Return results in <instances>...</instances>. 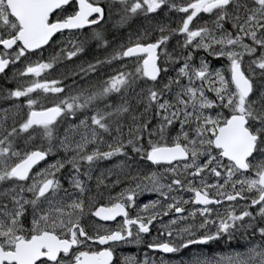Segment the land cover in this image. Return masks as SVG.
<instances>
[{"label": "snow or ice", "instance_id": "snow-or-ice-1", "mask_svg": "<svg viewBox=\"0 0 264 264\" xmlns=\"http://www.w3.org/2000/svg\"><path fill=\"white\" fill-rule=\"evenodd\" d=\"M106 14L126 41L110 44ZM93 42L102 59L52 77ZM9 66L0 264H110L153 227L151 260L130 264H264V0H0ZM237 237L214 258L164 255Z\"/></svg>", "mask_w": 264, "mask_h": 264}, {"label": "rangeland", "instance_id": "rangeland-1", "mask_svg": "<svg viewBox=\"0 0 264 264\" xmlns=\"http://www.w3.org/2000/svg\"><path fill=\"white\" fill-rule=\"evenodd\" d=\"M163 15V14H161ZM141 23H143L142 19H137L136 21H133L132 22V26L133 27H137L139 26ZM127 35H128V29L126 30V32L118 37L116 40H114L113 42V38L111 39L110 43L111 45H116V44H119L122 40L123 41H126L127 39ZM60 40V35L58 37H56L53 42L51 43V47L48 46L47 48V51L44 53L45 56L48 55L49 52H51L53 50V48L55 47H60L59 44H57L56 42ZM174 43V42H173ZM171 45H169V50L171 51ZM110 51V50H109ZM200 53H197V55H199ZM206 56V54H205ZM206 59L209 61V63L211 64L212 67H221L222 64L226 63L225 61H222V60H218V59H213L212 57H207L206 56ZM82 61H86V60H82V59H77V58H73V64L69 65L67 62H64V66L61 67V65H56L54 67V69L52 70H49V72L51 73L52 77H55L57 74H61V73H66L67 72V68L68 67H72L73 69H75V65L76 64H80ZM121 63V61H113V64H112V67L114 68H119V64ZM104 69H101L99 68L100 71L102 72H105L107 73L108 71H110V68L107 64L103 65L102 66ZM134 67V63L133 62H130L128 63L127 65V68H133ZM9 74L12 76V66H9ZM226 71V69H225ZM80 75V74H79ZM83 75V74H81ZM93 76V79H95V74L92 75ZM9 81H7V83L9 82H12L14 84V86L16 85V82L15 80H12L11 78L8 79ZM87 80V78H86ZM81 84V83H79ZM6 89L5 85L2 84V80L0 79V96L3 95V91ZM23 98H21L22 100ZM11 103V101L9 100H4V99H0V109H4V108H7L9 106V104ZM49 159H54V157H49ZM44 163L43 162L40 166H44ZM104 167L106 168L108 166V161H104V162H101ZM67 167V166H66ZM63 171V170H62ZM97 172L100 171L99 168L96 169ZM112 178H115L114 176L113 177H109V179H112ZM222 182V181H221ZM65 183V186H67V181H64ZM118 190V189H117ZM154 195L155 194H151V193H143L141 194L140 196H138L137 200L139 203H142V202H145L147 201L148 199H151V198H154ZM187 195V194H186ZM229 243L231 244V248H239L240 245L243 244V241L237 237V239L235 241H232V242H228V241H225L223 243L221 242H214L212 247L214 248V252L212 253H205L208 257L210 258H214L216 256V254H223V253H227L230 249L228 247ZM198 249V248H197ZM190 254V252H185L182 257H178L177 259H174V260H179V259H182L183 257H186ZM134 257L132 256V258H129V261H135V258L133 259ZM152 258V257H151ZM151 258L149 257V260H151ZM167 258V257H166Z\"/></svg>", "mask_w": 264, "mask_h": 264}, {"label": "flooded vegetation", "instance_id": "flooded-vegetation-1", "mask_svg": "<svg viewBox=\"0 0 264 264\" xmlns=\"http://www.w3.org/2000/svg\"><path fill=\"white\" fill-rule=\"evenodd\" d=\"M53 42V41H52ZM51 42V43H52ZM48 160H50L48 158ZM95 219V218H93ZM118 220L120 218H117ZM100 223H107L109 224L111 227H115V223L114 222H103L101 221ZM157 234V229L155 227L152 228V235H144V238L142 239L141 243L139 244H135V243H119L117 245H115L112 249L113 251V258L112 261L110 262V264H130L129 258H132V256L135 258L136 260H140L144 258L145 253L147 252L149 254V257H152V250L147 249V243L149 241L152 240L153 236H155ZM214 242H209L206 245H193L190 246V248L188 250H181V252L176 253L174 256L173 254H164L167 258L170 259H177L178 257H182V255L185 252H190L191 249L195 248V249H200L202 250L204 253H212L214 252V246L212 247ZM97 248H99L100 246L97 245ZM161 254L159 252L156 253V256L159 257ZM133 258V259H134Z\"/></svg>", "mask_w": 264, "mask_h": 264}, {"label": "trees", "instance_id": "trees-1", "mask_svg": "<svg viewBox=\"0 0 264 264\" xmlns=\"http://www.w3.org/2000/svg\"><path fill=\"white\" fill-rule=\"evenodd\" d=\"M114 19H115V17H113V19H109L107 17V14H106L105 22L102 25V28L106 33L107 39L109 41H111V39L113 38V42L118 37L122 36L126 32V30L128 29L125 26H120V25L114 24ZM109 50H110V48L107 49V51H109ZM105 54H106V49L105 48L97 49L95 43L93 42L86 49L85 53L81 54L80 59L86 60V61H90L93 58H97V57L102 59L105 56ZM101 69H104V68L100 67V70ZM57 75H60V74H57ZM89 75L92 76L93 74L90 73ZM80 76H81V74L76 76V77H69L68 79H65L63 81V83L65 84V86H69V85H71L72 81L75 80V82L77 84H79V83L82 84L83 81L80 79ZM9 78H11V75L9 74L8 70L5 72V74L3 76L0 77V79L2 80V84L5 85L6 89H11L14 87V84L12 82L7 83V81H9L8 80ZM86 78L87 77H85L84 79L86 80Z\"/></svg>", "mask_w": 264, "mask_h": 264}, {"label": "water", "instance_id": "water-1", "mask_svg": "<svg viewBox=\"0 0 264 264\" xmlns=\"http://www.w3.org/2000/svg\"><path fill=\"white\" fill-rule=\"evenodd\" d=\"M57 35H58V33H57V34H54V37H56ZM54 37H53V38H54ZM53 38H52V39H53ZM46 47H47V46H46ZM6 70H7V69H6ZM4 73H5V72H4ZM4 73H0V76H1L2 74H4ZM42 163H43V162H40V164H42Z\"/></svg>", "mask_w": 264, "mask_h": 264}]
</instances>
